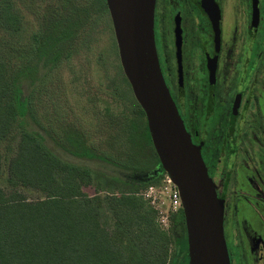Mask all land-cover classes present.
<instances>
[{
    "label": "trees",
    "instance_id": "16d2710c",
    "mask_svg": "<svg viewBox=\"0 0 264 264\" xmlns=\"http://www.w3.org/2000/svg\"><path fill=\"white\" fill-rule=\"evenodd\" d=\"M64 1L69 2L72 17L52 21L34 37L31 60L11 75L0 60V143L12 134L18 136L16 153L7 165L10 190L0 187V264H166L171 237L157 225L155 211L135 194L139 186L89 197L84 188L91 184L93 170L83 160L105 158L87 147L78 133L68 134L67 144L54 140L31 106L32 89L69 56L72 40L85 22L86 9ZM0 10L5 25L17 21L18 14L10 12L9 4L4 3ZM146 131L150 137L147 124ZM53 143L79 160L57 154ZM133 144L128 161L136 168L143 161L135 157ZM152 155L153 166L164 174L154 148ZM2 173L0 153V176ZM18 187L36 189L43 197L28 200ZM104 204L114 218L112 231L100 221ZM174 223L177 231L182 229L176 264H188L181 208Z\"/></svg>",
    "mask_w": 264,
    "mask_h": 264
},
{
    "label": "flooded vegetation",
    "instance_id": "af4514ba",
    "mask_svg": "<svg viewBox=\"0 0 264 264\" xmlns=\"http://www.w3.org/2000/svg\"><path fill=\"white\" fill-rule=\"evenodd\" d=\"M153 34L222 202L229 263L264 264V0H155Z\"/></svg>",
    "mask_w": 264,
    "mask_h": 264
},
{
    "label": "rangeland",
    "instance_id": "374dc122",
    "mask_svg": "<svg viewBox=\"0 0 264 264\" xmlns=\"http://www.w3.org/2000/svg\"><path fill=\"white\" fill-rule=\"evenodd\" d=\"M69 1L77 8L86 9L85 22L72 40L69 56L32 89L31 106L40 125L54 140L67 144V135L78 133L87 147L105 158V161L83 160L93 170L91 184L84 188L89 197L119 194L128 185L139 186L135 194L155 211L157 225L171 237L166 264H176L182 229H175L177 209L171 202L175 187L166 173L153 166V145L146 133V119L139 112L121 67L106 2ZM4 3L9 4L10 12L18 14L17 21L9 25L0 19V60L6 63L11 75L33 58L34 37L52 21L72 17V10L64 0H0V9ZM27 90L30 92V87ZM17 140L18 136L12 134L0 143L3 171L0 187L7 191L10 190L6 182L7 165L16 153ZM133 142L135 157L143 161L136 168L130 167L128 161ZM51 145L57 154L70 156L54 143ZM18 190L28 200L43 197L36 189L18 187ZM103 206L100 221L112 231L114 218Z\"/></svg>",
    "mask_w": 264,
    "mask_h": 264
},
{
    "label": "water",
    "instance_id": "95a60500",
    "mask_svg": "<svg viewBox=\"0 0 264 264\" xmlns=\"http://www.w3.org/2000/svg\"><path fill=\"white\" fill-rule=\"evenodd\" d=\"M120 64L162 169L176 186L187 237L188 264H230L223 206L165 85L154 43L155 0H105Z\"/></svg>",
    "mask_w": 264,
    "mask_h": 264
},
{
    "label": "built area",
    "instance_id": "2783aa9c",
    "mask_svg": "<svg viewBox=\"0 0 264 264\" xmlns=\"http://www.w3.org/2000/svg\"><path fill=\"white\" fill-rule=\"evenodd\" d=\"M174 187L175 188H174V191L172 193L171 202H172L173 207L178 210L179 208H181V200H180L179 192H178L175 185H174Z\"/></svg>",
    "mask_w": 264,
    "mask_h": 264
}]
</instances>
